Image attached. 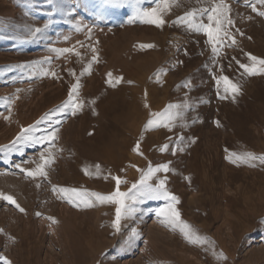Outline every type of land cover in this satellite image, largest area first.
<instances>
[{
    "label": "rangeland",
    "instance_id": "obj_1",
    "mask_svg": "<svg viewBox=\"0 0 264 264\" xmlns=\"http://www.w3.org/2000/svg\"><path fill=\"white\" fill-rule=\"evenodd\" d=\"M55 2L59 10L50 16L53 10L47 0H0V145L14 140L21 127L55 112L77 78L84 102L75 115L55 112L38 126L48 131L59 128L51 149L55 162L47 167V178L33 179L15 167L34 169L47 145L23 146L22 154L12 152L7 158L0 153V192L12 195L24 209L0 200V257L11 264H264V164L259 160L252 162L255 166L233 164L226 159L228 152L264 155V75L246 76L237 63H250L245 53L264 58V16L252 11L253 4L264 11V4L226 0L232 8L235 26L230 31L236 43L225 38L213 56L203 33L172 23L192 8L209 6L206 2L179 0L164 14L163 27L139 19L128 23L135 0H122L119 6L112 0ZM140 7H155V0H143ZM48 20L54 23L43 38L31 40L28 28L42 27ZM77 21L80 31L75 30ZM50 47L74 48L81 55L56 57ZM46 56L52 59L43 66L59 78L30 77L17 67ZM89 63L90 72L81 76ZM108 73L113 82L118 77L121 81L110 85ZM220 77L240 85L235 99L219 98ZM219 88L224 95L223 82ZM4 97L13 101L7 120ZM185 103L190 107L182 110L171 129L143 127L151 113ZM111 139L134 144L126 156L141 162L144 171L149 165L168 164L169 171L157 172L152 182L166 179L169 191L179 197L181 218L208 243L190 244L179 229L161 224L156 209L165 205L163 200L136 205L138 212L122 220L117 231L115 204L93 198L91 207L75 206L53 192L54 185L66 188L67 181L70 189L87 192L78 184L86 176L82 148ZM138 141L142 155L133 150ZM143 143L146 147L140 146ZM165 144L168 150L161 151ZM127 167L121 191L141 176L134 164Z\"/></svg>",
    "mask_w": 264,
    "mask_h": 264
},
{
    "label": "snow or ice",
    "instance_id": "obj_2",
    "mask_svg": "<svg viewBox=\"0 0 264 264\" xmlns=\"http://www.w3.org/2000/svg\"><path fill=\"white\" fill-rule=\"evenodd\" d=\"M117 6H119L122 0H112ZM143 0H135V7L133 15L127 21L128 23L135 22L136 19H139L142 23H148L155 25L156 27H163L166 21L164 20V14L169 12L173 6L179 5V0H155V7L143 8L140 7ZM198 2H206L209 6L192 8L190 11L185 12L182 16H178L176 20L172 23L173 25H181L186 27L188 31L203 33L207 37V43L212 47L213 56L218 55L220 47L223 46L225 38L231 40V43L234 45L236 43L233 33L230 31V27L235 26V21L231 18L232 8L226 0H198ZM258 3L264 4V0H257ZM47 3L51 5L52 12H49L51 16L54 11L59 10L58 4L55 0H47ZM245 3H251V0H245ZM252 11L257 12L258 15L264 16V11H258L256 6L252 5ZM206 17L207 23L204 22ZM251 19V17H249ZM54 23L53 20H48L43 23V26L29 27V38L34 41H38L43 38L44 33L49 29V27ZM75 30H81V22L77 21L75 25ZM90 32L91 29L89 28ZM239 32V29H236ZM240 35H243L241 32ZM65 40L69 39L68 36L64 37ZM77 43H80L79 41ZM83 46V45H81ZM141 48H150L153 45H140ZM49 51L56 54V57L65 56L68 53H74L77 56L81 54L76 52L74 48H56L50 47ZM93 51H95L93 49ZM248 57L250 63H240V68L243 69V72L246 76H256L264 75V58L257 57L251 53H245ZM52 57L46 56L43 60H34L29 64H21L17 67L21 71H26L29 76H49L59 78L57 73L52 70L50 67L45 68L44 64H50ZM235 59V57L233 58ZM98 60L97 56L92 57V62ZM91 63H89L80 75H84L87 72H90ZM11 70V69H9ZM70 75H75V73L69 70ZM110 77L108 83L112 86H115V83H119L122 78H116L115 82L111 79L112 74L108 73ZM215 78V77H214ZM224 84V95L220 94V84ZM131 83V81H129ZM217 95L220 99L228 98V95H231L233 99L240 94V85L231 82L228 77H220L217 79ZM81 87L79 79L74 83L68 92L67 99L55 110L59 113H71L75 115L78 111H81L84 107V102L79 99V88ZM19 91V89L17 90ZM18 98V97H17ZM95 101H92L94 103ZM13 101L9 97L2 98V106L6 107L9 115L4 116V119H10L11 114V104ZM148 107V105H145ZM190 105L185 103L184 105H174L169 104L164 111L151 113V119L145 124V130H149L155 127H164L171 129L177 118L181 117L182 110L188 109ZM53 110H50L49 113H45L40 117L34 124H30L27 127H21L20 132L9 144L0 145V153H3L5 157L16 151H20L22 154L23 146H36V145H47L39 153V162L36 163L34 169H27L21 167L20 164L15 165L16 168L20 169L22 173L26 176H29L33 179L37 177L47 178L48 172L47 167L55 162V155L52 152V148L55 147L56 141L59 139V128H52L51 131L47 129L41 130L38 126L46 121L51 120V115L55 114ZM195 122V121H194ZM57 124L60 123L59 120L56 121ZM217 126H219V121H216ZM51 127V125H49ZM43 132L41 135L37 133ZM183 137L180 138L183 142ZM194 142V141H191ZM62 150V149H61ZM139 153V142L136 147L133 149ZM168 145L165 144L162 146L161 151H167ZM177 150L183 151V148L177 147ZM227 151V149H226ZM142 155V153H139ZM175 154V152L173 153ZM226 159L233 164H248L249 166H255L252 162L259 160L260 163L264 164V155L257 156L255 153L250 151L245 152H228ZM96 175L100 174V165H95ZM141 176L140 179L133 183L127 191H121L120 185L126 183V181L121 180L120 177H113L116 182L115 191L109 194H101L98 192H81L77 189H67V188H58L53 186V192H58L63 194V197L66 198L70 203H73L75 206H80L83 204L85 207L92 206V199L100 203H112L116 205L115 209V220L113 221V227L117 231L120 230L121 221L133 217L137 212L138 208L136 205L143 203L145 200H163L165 205L163 207L156 209V216L162 218L160 220L161 224L171 227L172 229H179L180 233L183 235L184 239L193 245H204L208 243L207 238L201 236L192 225L184 221L181 218V213L177 208V205L180 203L179 197L169 191L166 186V179H159L158 182L153 183L152 179L157 172L164 171L168 172V164L158 165L157 167H152L149 165L147 171L140 170ZM85 175H91L87 168L84 169ZM107 179V177H105ZM39 187V185H37ZM0 200L7 201L8 203L15 204L21 212L24 211L23 208H20L16 200L10 194H5L0 192ZM79 202V203H77ZM40 215V213H37ZM50 220L55 223L54 218L49 217ZM138 233L133 229L132 236H137ZM220 258L226 259L221 255ZM2 264H11V261L7 257H0Z\"/></svg>",
    "mask_w": 264,
    "mask_h": 264
},
{
    "label": "bare ground",
    "instance_id": "obj_3",
    "mask_svg": "<svg viewBox=\"0 0 264 264\" xmlns=\"http://www.w3.org/2000/svg\"><path fill=\"white\" fill-rule=\"evenodd\" d=\"M133 145L134 144L125 140L116 142L111 139L108 141L98 140L91 145L83 146L80 157L82 160L81 164L92 174L83 176V182L81 180L78 183L79 186L82 189H86L88 193L98 192L106 195L115 191L116 182L113 177L122 178L124 173L128 170L127 164L132 163L136 168L140 170L143 169V164L141 162L136 161L130 155L129 158L126 156L127 149L131 148ZM140 146L146 147L145 143ZM97 164L100 165L99 175L95 174V165ZM105 177H107V179H105ZM65 185L67 189L71 188L70 181H67Z\"/></svg>",
    "mask_w": 264,
    "mask_h": 264
}]
</instances>
